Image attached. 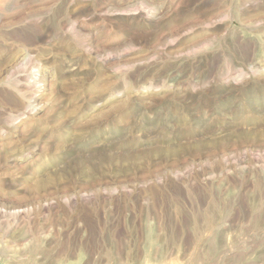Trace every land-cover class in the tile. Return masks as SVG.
Returning a JSON list of instances; mask_svg holds the SVG:
<instances>
[{"label": "rangeland", "instance_id": "374dc122", "mask_svg": "<svg viewBox=\"0 0 264 264\" xmlns=\"http://www.w3.org/2000/svg\"><path fill=\"white\" fill-rule=\"evenodd\" d=\"M0 264H264V0H0Z\"/></svg>", "mask_w": 264, "mask_h": 264}]
</instances>
